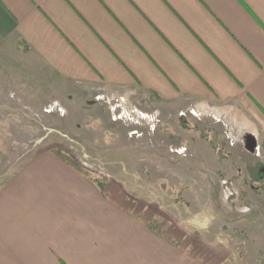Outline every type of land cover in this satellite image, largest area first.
I'll use <instances>...</instances> for the list:
<instances>
[{"label":"crops","instance_id":"0c3cea01","mask_svg":"<svg viewBox=\"0 0 264 264\" xmlns=\"http://www.w3.org/2000/svg\"><path fill=\"white\" fill-rule=\"evenodd\" d=\"M0 57L18 78L207 114L264 150V0H0ZM46 153L0 194V264H222Z\"/></svg>","mask_w":264,"mask_h":264},{"label":"rangeland","instance_id":"374dc122","mask_svg":"<svg viewBox=\"0 0 264 264\" xmlns=\"http://www.w3.org/2000/svg\"><path fill=\"white\" fill-rule=\"evenodd\" d=\"M5 64L0 57V194L34 158L60 150L169 244L210 247L222 264H264L263 149L236 143L207 114L22 79Z\"/></svg>","mask_w":264,"mask_h":264},{"label":"trees","instance_id":"16d2710c","mask_svg":"<svg viewBox=\"0 0 264 264\" xmlns=\"http://www.w3.org/2000/svg\"><path fill=\"white\" fill-rule=\"evenodd\" d=\"M52 153L56 157H58L64 164H66L71 169H73L74 171H76L86 179L90 180L93 184H95L103 194L107 195L105 193L107 188V184L105 180L95 178L93 174H91L89 171L84 169L76 160H74L71 156H69L65 152L60 150H53Z\"/></svg>","mask_w":264,"mask_h":264}]
</instances>
